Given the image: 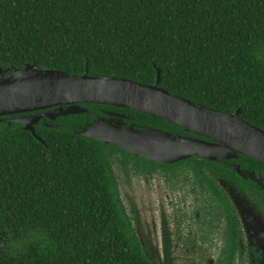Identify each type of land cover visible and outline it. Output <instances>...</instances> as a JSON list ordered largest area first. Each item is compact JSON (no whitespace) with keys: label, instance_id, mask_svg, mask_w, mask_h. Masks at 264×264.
I'll return each mask as SVG.
<instances>
[{"label":"trees","instance_id":"16d2710c","mask_svg":"<svg viewBox=\"0 0 264 264\" xmlns=\"http://www.w3.org/2000/svg\"><path fill=\"white\" fill-rule=\"evenodd\" d=\"M27 64L144 84L160 69L169 92L241 108L264 128V0H0V66ZM100 105L81 103L89 112L61 120H91ZM2 117L0 264H154L115 187L111 152L127 150L63 125L36 126L42 142ZM244 160L264 172L263 162ZM209 257L234 264L235 255Z\"/></svg>","mask_w":264,"mask_h":264},{"label":"flooded vegetation","instance_id":"af4514ba","mask_svg":"<svg viewBox=\"0 0 264 264\" xmlns=\"http://www.w3.org/2000/svg\"><path fill=\"white\" fill-rule=\"evenodd\" d=\"M53 109L55 107L33 113ZM134 111L137 110L101 104L92 119L83 123L61 120L74 116L69 114L56 119L41 117L35 127L63 125L75 130L93 125L102 118L112 121L123 118L126 126L153 127L176 136L213 142L164 118L163 123L139 119ZM111 154L115 187L121 191L135 232L152 263L169 264L171 256L177 264H192L187 261L188 256L203 255L208 263L215 264L209 256L234 254V264H264V189L252 177L238 173L237 166L255 172L259 177L264 176V172L243 165L247 156L215 160L191 156L162 162L131 152L126 157L120 152Z\"/></svg>","mask_w":264,"mask_h":264},{"label":"water","instance_id":"95a60500","mask_svg":"<svg viewBox=\"0 0 264 264\" xmlns=\"http://www.w3.org/2000/svg\"><path fill=\"white\" fill-rule=\"evenodd\" d=\"M160 81V69L156 83L144 84L117 76H92L88 68L85 74L76 75L60 69L39 68L34 64L14 70L0 66V117L31 112L30 115L2 120L21 124L23 129L31 131L43 142L35 128L41 117L56 119L84 113L86 109L81 103L113 105L164 118L213 142L176 136L153 127L126 126L123 118L118 121L102 118L93 125L81 127L75 134L112 143L137 156L162 162H175L191 156L215 160L244 155L264 163V128L241 118V108L236 113L209 108L169 92L160 86ZM51 107L55 109L33 113ZM237 171L243 177H252L264 189V176L259 177L240 166Z\"/></svg>","mask_w":264,"mask_h":264},{"label":"clouds","instance_id":"9594fccd","mask_svg":"<svg viewBox=\"0 0 264 264\" xmlns=\"http://www.w3.org/2000/svg\"><path fill=\"white\" fill-rule=\"evenodd\" d=\"M16 246H19V242H17V245Z\"/></svg>","mask_w":264,"mask_h":264}]
</instances>
